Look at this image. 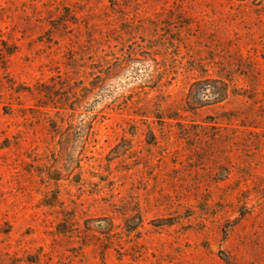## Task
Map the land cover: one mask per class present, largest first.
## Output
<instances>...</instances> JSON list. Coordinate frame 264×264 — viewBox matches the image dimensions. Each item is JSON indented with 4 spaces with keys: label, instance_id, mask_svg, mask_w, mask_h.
<instances>
[{
    "label": "rangeland",
    "instance_id": "374dc122",
    "mask_svg": "<svg viewBox=\"0 0 264 264\" xmlns=\"http://www.w3.org/2000/svg\"><path fill=\"white\" fill-rule=\"evenodd\" d=\"M0 264H264V0H0Z\"/></svg>",
    "mask_w": 264,
    "mask_h": 264
},
{
    "label": "trees",
    "instance_id": "16d2710c",
    "mask_svg": "<svg viewBox=\"0 0 264 264\" xmlns=\"http://www.w3.org/2000/svg\"><path fill=\"white\" fill-rule=\"evenodd\" d=\"M213 81V83H218L220 82L219 80H213V79H204L201 81H197L193 84L192 88H191V92H190V96L193 97H197L199 91L197 90V88H199L200 86H202L205 82H211ZM228 92L226 89H224L223 91H221L220 93H214V96L216 97V101L217 103H220L224 100H226V98L228 97Z\"/></svg>",
    "mask_w": 264,
    "mask_h": 264
}]
</instances>
